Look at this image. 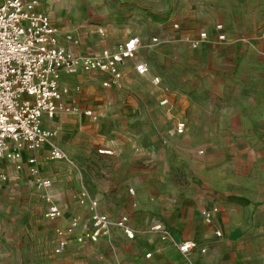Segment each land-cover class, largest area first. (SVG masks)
<instances>
[{
	"label": "rangeland",
	"instance_id": "obj_1",
	"mask_svg": "<svg viewBox=\"0 0 264 264\" xmlns=\"http://www.w3.org/2000/svg\"><path fill=\"white\" fill-rule=\"evenodd\" d=\"M38 1L68 50L97 54L140 36L136 60L152 65L151 74L141 77L130 64L118 89L104 88L97 76L70 81L81 86L82 106L92 108L96 119L64 116L49 125L71 162L36 155L42 174L53 179L52 195L64 221L78 211L82 186L95 195L97 185L115 176L129 178L134 171L122 175L114 154L129 146L173 150L183 175L193 180L200 179L207 164L231 172L227 168L233 159L244 156L248 173L252 152L263 161L264 67L249 65L247 42L255 27L257 37H264V0ZM220 24L223 42L217 39ZM204 31L208 41L194 48L192 39ZM155 77L160 85L154 84ZM163 99H168L166 105ZM180 122L186 125L183 134L176 132ZM5 167L9 180L0 185V264H112L96 254L110 252V242L96 249L72 246L58 256L54 225L43 216L42 193L25 174L18 180L12 167ZM116 243L112 240L118 255Z\"/></svg>",
	"mask_w": 264,
	"mask_h": 264
},
{
	"label": "crops",
	"instance_id": "obj_2",
	"mask_svg": "<svg viewBox=\"0 0 264 264\" xmlns=\"http://www.w3.org/2000/svg\"><path fill=\"white\" fill-rule=\"evenodd\" d=\"M41 9L43 10V7ZM254 30V36L247 42V49L249 65L257 70V68L264 67V37H257V28L255 27ZM132 37L140 38V36H131L128 39ZM136 59L137 57L121 67L122 84L125 68L130 64L135 74L138 75L135 65L143 60L137 61ZM151 72L152 70L141 77H146ZM83 75L101 77L102 83L107 79V75L100 73H80L74 77L64 75L61 85L74 89L80 85H71L70 81ZM81 92L82 89L79 93L73 92V97L77 99L82 108L92 109L82 106L84 100ZM64 116L84 117L59 113L52 120L44 117L43 126L50 129L49 125H53L52 122ZM38 152L45 153L49 160L47 148L32 152L25 151L23 171H16L13 165L5 160L0 161V169L8 177L5 165L11 166L16 179L19 180L25 174L31 185L26 160L34 157L37 161ZM114 154L116 162H120V167L123 169L122 175H125L127 170L134 172L127 179H119L115 176L97 185L98 189L95 188V190L98 193L90 194L99 201L100 210L112 219L128 215L132 227L138 233L136 238L127 239L124 233L117 228H112L109 236L101 238L94 244L79 245L73 241V236L69 248L63 254H57L58 256L69 253L72 246L96 249L101 243L109 244L110 242L112 246L110 252H97L96 254L98 259L112 264H118L117 259L123 264H264V155L262 156L263 161L258 162V158L252 152V161L248 162V173L245 169L246 159L244 156H238L233 159V166L227 168V171L231 170V172H225L224 168L223 170L215 169L207 164L201 171L200 179L193 180L183 175L185 172L182 173L183 169L174 160L173 150L154 151L150 149L146 151L141 146H129L125 151H114ZM243 169L244 171L241 172ZM46 178L53 181L51 177ZM2 184L4 183H0ZM128 189H132L133 194ZM49 192L53 197L52 188ZM103 201L110 205H105ZM56 203L60 206L58 202ZM203 212L211 215L210 222L206 220ZM72 215L74 217L67 221H64V217L54 222L47 220L54 225L55 247L57 244L56 227L66 226L75 217L85 221L89 213L86 207L80 206L78 211H74ZM155 222L166 225L176 240L194 241L197 246L188 256H184L176 247L160 241L157 235L148 232L149 226ZM114 239L117 240L116 245L119 247L118 255L115 254L116 248L112 245ZM148 254H151V257L148 258Z\"/></svg>",
	"mask_w": 264,
	"mask_h": 264
},
{
	"label": "built area",
	"instance_id": "obj_3",
	"mask_svg": "<svg viewBox=\"0 0 264 264\" xmlns=\"http://www.w3.org/2000/svg\"><path fill=\"white\" fill-rule=\"evenodd\" d=\"M217 39L226 40L223 25L216 26ZM100 34H104L99 29ZM207 32L192 39L194 48L208 41ZM69 40H73L69 37ZM157 39H154L156 42ZM141 46L138 37H132L116 50L104 49L97 54L75 53L60 42L58 31L51 17L41 9L38 0H4L0 3V161H8L16 171L24 170V152L47 148L48 159L53 162H71L67 153L55 142L57 131L45 128L43 118L55 119L59 113L82 115L96 119L92 109L82 108L73 92L79 93L81 87L71 89L61 85L62 77H74L80 73H100L107 75L104 88H121L123 74L121 67L137 57ZM149 62H138L135 71L144 76L150 73ZM160 85L161 79L154 78ZM68 99V100H67ZM168 99L161 101L166 105ZM186 125L180 122L176 132L183 134ZM112 154L111 151H100ZM26 168L31 177V185L42 193L46 203L44 218L54 222L64 217L61 207L50 194L53 181L42 176L34 157L26 160ZM8 177L0 169V183ZM133 194V190L130 189ZM78 203L86 207L88 219L73 218L66 226L56 227L57 244L55 253L63 254L73 241L79 245L97 243L109 236L112 228L120 229L127 239L133 240L137 231L132 227L130 217L122 215L112 219L100 210V203L84 186L81 187ZM137 207L136 204H134ZM208 222L211 215L203 212ZM80 231V233H78ZM149 233L159 240L170 243L181 254L188 256L197 246L194 241H178L172 231L163 223L155 222L148 228ZM78 233V234H77ZM206 252V250H202ZM147 257H151L148 254Z\"/></svg>",
	"mask_w": 264,
	"mask_h": 264
}]
</instances>
